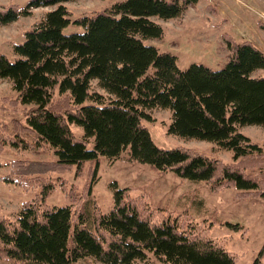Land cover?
<instances>
[{
    "label": "trees",
    "instance_id": "1",
    "mask_svg": "<svg viewBox=\"0 0 264 264\" xmlns=\"http://www.w3.org/2000/svg\"><path fill=\"white\" fill-rule=\"evenodd\" d=\"M73 1L29 0L23 8L0 7V26L32 9L52 8L13 46L15 58L0 53V78L9 80L16 93L12 103L27 108L22 121L0 122L8 140L0 135V154L7 144H25V136L55 156L51 165L10 162L3 181L41 191L14 218L0 216V260L145 264L150 252L163 264H236V257L199 224L182 212L153 209L145 197L131 195L132 187L113 183V206L102 214L94 206L91 184L83 193L67 194L72 207L48 206L53 186L42 177L73 165L79 171L87 162L94 166V178L100 156L114 160L127 152L129 162L156 173L172 172L212 191L234 189L238 198L257 197L264 203V151L238 131L264 127V75H254L264 70V51L247 39L224 37L229 58L222 68L191 64L181 70L174 55L149 43L163 36L153 19L180 17L197 0H124L71 20L64 3ZM70 25L81 31L66 34ZM92 81L108 98L91 91ZM153 108L170 110L169 134L214 143L230 151L232 161L188 147L155 145L143 123L150 121L146 111ZM70 124L82 128L81 138ZM261 260L264 243L252 264Z\"/></svg>",
    "mask_w": 264,
    "mask_h": 264
},
{
    "label": "rangeland",
    "instance_id": "2",
    "mask_svg": "<svg viewBox=\"0 0 264 264\" xmlns=\"http://www.w3.org/2000/svg\"><path fill=\"white\" fill-rule=\"evenodd\" d=\"M29 0H0V7L17 4L23 8ZM124 0H76L64 3L73 20L82 15L108 9L113 3ZM50 7L32 9L17 21L0 26V53L9 59L15 58L12 48L22 42L24 32L41 22ZM162 28L161 39L149 43L159 52L175 56L177 67L186 69L191 64H201L214 70L222 68L228 60V43L224 37L236 41L249 40L264 51V0H197L180 16L172 20L153 19ZM75 26H68L64 32H80ZM254 75H264V70H257ZM91 91L108 94L91 82ZM16 93L7 79L0 78V122L10 124L12 120L22 121L27 110L22 105L12 103ZM17 103V102H16ZM150 121H143L148 128L155 145L169 149L176 146L188 147L202 151L209 157H218L224 162L232 161L230 151L219 148L214 143L204 140L185 139L168 133L172 115L168 109L153 108L146 111ZM11 126V125H8ZM72 132L81 138V127L70 124ZM238 131L258 143L264 151V127L241 126ZM3 140L7 135L1 128ZM25 144L18 147L5 145L0 154V216L12 219L19 214L25 202L33 201L41 188L24 190L23 188L3 181L11 169L14 160L43 162L51 165L55 159L53 150L45 146H35L31 138L22 136ZM8 141L7 139L5 142ZM22 141V140H17ZM93 147L89 140L87 148ZM93 164L85 163L76 171V166L62 170H50L43 179L50 181L53 189L46 197L50 207L71 206L70 192L85 191L91 184V197L97 211L104 214L113 206V189L132 187L131 195L143 196L153 209L184 214L192 223L205 229L210 239L216 241L227 252L236 257V264H252L264 243V203L261 198H238L234 189L212 191L203 182L181 178L172 172L156 173L147 165L127 160V152L111 160L100 156L96 175L92 178ZM60 178V179H59ZM59 179L64 184L62 190ZM140 188V189H139ZM74 189V190H72ZM142 189V190H141ZM72 207V206H71ZM230 223V224H228ZM145 264H163L156 260L152 253L146 252ZM0 264H17L16 261L0 260ZM78 264H100L91 259L79 261ZM260 264H264L261 260Z\"/></svg>",
    "mask_w": 264,
    "mask_h": 264
}]
</instances>
